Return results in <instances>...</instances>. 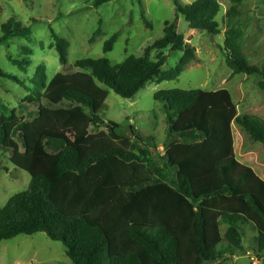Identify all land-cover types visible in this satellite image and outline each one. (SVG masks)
I'll list each match as a JSON object with an SVG mask.
<instances>
[{
  "label": "trees",
  "instance_id": "trees-1",
  "mask_svg": "<svg viewBox=\"0 0 264 264\" xmlns=\"http://www.w3.org/2000/svg\"><path fill=\"white\" fill-rule=\"evenodd\" d=\"M110 1L95 0L93 7ZM172 1L175 19L142 57L115 66L106 58L78 60L75 72L57 73L49 82L43 70L39 90L24 101L37 109L30 120L0 99V149L31 177L30 188L0 209V243L44 233L63 245L72 264H205L245 252L244 228L249 226L258 251H264V179L237 159L233 136L236 123L264 147V121L239 114L227 89L155 93L166 108L169 133L160 168L149 147L138 154L139 143L101 118L109 93L100 85L131 99L161 75L167 58L161 54L153 61L151 51L170 48L184 54L165 80L177 79L196 59L194 47L178 32L179 17L191 30L221 34L218 0ZM230 2L226 64L233 75L257 76L264 93V66L250 64L243 51V0ZM1 32L0 45L28 37L30 29L12 16ZM50 32L51 47L66 67L69 43L51 27ZM116 37L105 43V54ZM23 49L31 55L30 47ZM8 60L24 71L32 63L30 56ZM0 77L24 86L19 76L1 68ZM93 128L99 131L92 133ZM132 135L142 141L134 130Z\"/></svg>",
  "mask_w": 264,
  "mask_h": 264
},
{
  "label": "rangeland",
  "instance_id": "rangeland-1",
  "mask_svg": "<svg viewBox=\"0 0 264 264\" xmlns=\"http://www.w3.org/2000/svg\"><path fill=\"white\" fill-rule=\"evenodd\" d=\"M95 0H0L1 26L12 16L30 29L26 38L9 40L0 45V68L15 74L24 86L0 77V99L23 120H30L36 107L24 102L39 90L38 74L45 70L48 82L57 73H71L78 60L106 58L112 65H120L129 57H142L147 47L163 36L167 22L175 19L172 0H112L99 8L93 7ZM190 4L195 0H181ZM221 11L217 16L221 34L212 36L201 30H191L184 17H179L177 29L185 42L194 47L196 59L190 61L186 70L175 80H165L184 58L182 52L170 48L153 50V61L161 54L166 56L161 75L149 82L134 98L125 99L113 90L106 89L107 110L101 114L104 122L118 124L117 132L139 143L136 152L149 147L154 165L162 166L166 153L168 124L164 104L155 100L161 90L201 89L217 91L227 89L237 105L239 114L257 116L264 121V93L259 89L257 76L233 75L227 66L223 48L227 30L226 12L230 0H218ZM150 23L147 25L143 19ZM243 30V51L250 64L264 66V0H243L240 16ZM50 27L69 43L68 65L62 66ZM117 35L110 53H104L105 43ZM31 48L28 55L23 48ZM8 56L23 58L30 56L31 66L26 71L13 65ZM24 103V104H23ZM23 104L24 108H20ZM101 130H105L102 127ZM140 136L137 140L132 131ZM98 129H91L92 133ZM234 149L237 159L252 167L264 179V147L251 139L238 124H233ZM151 139L147 141V139ZM157 147V149L154 148ZM30 175L11 163V153L0 149V209L17 193L30 188ZM225 226L222 231H225ZM245 252L225 255L205 264H264V251L259 252L255 243L256 233L249 226L244 228ZM0 264H72L59 242H53L44 233L18 236L0 243Z\"/></svg>",
  "mask_w": 264,
  "mask_h": 264
},
{
  "label": "crops",
  "instance_id": "crops-1",
  "mask_svg": "<svg viewBox=\"0 0 264 264\" xmlns=\"http://www.w3.org/2000/svg\"><path fill=\"white\" fill-rule=\"evenodd\" d=\"M257 173V172H256ZM258 174V173H257ZM259 175V174H258ZM261 177V176H260ZM262 178V177H261Z\"/></svg>",
  "mask_w": 264,
  "mask_h": 264
}]
</instances>
